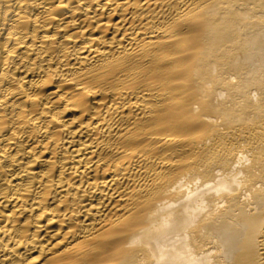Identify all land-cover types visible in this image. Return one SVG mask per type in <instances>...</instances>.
I'll return each mask as SVG.
<instances>
[{"label":"bare ground","instance_id":"6f19581e","mask_svg":"<svg viewBox=\"0 0 264 264\" xmlns=\"http://www.w3.org/2000/svg\"><path fill=\"white\" fill-rule=\"evenodd\" d=\"M0 264H264V0H0Z\"/></svg>","mask_w":264,"mask_h":264}]
</instances>
